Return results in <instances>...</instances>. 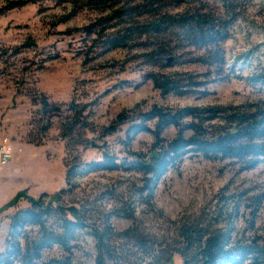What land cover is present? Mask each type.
Masks as SVG:
<instances>
[{"label": "trees", "instance_id": "obj_1", "mask_svg": "<svg viewBox=\"0 0 264 264\" xmlns=\"http://www.w3.org/2000/svg\"><path fill=\"white\" fill-rule=\"evenodd\" d=\"M81 1L101 14L80 29H74L93 36L91 47L104 51L138 50L135 57L150 67L141 73L138 82L123 79L114 87H137L148 80L162 95L203 97L208 94L207 85L228 78L223 71L226 64L223 42L249 0H212V4L220 6L219 10L201 0H196V4L187 0ZM28 2L9 0L0 6V15ZM175 7L180 10H170ZM33 45L34 41L27 39L8 54L15 55L21 48ZM168 57L170 61L166 63ZM185 63L204 66L205 70L200 73L160 70ZM247 79L264 84V75L252 74ZM32 101L37 106L35 112L41 130H46L51 118L57 117L59 136L66 148L81 146L99 151L98 159L88 161L73 155L70 164L66 163L65 184L75 175L89 172L131 170L140 175V184L129 187L127 198L131 196L136 203L147 207H151L156 181L167 170L176 169L185 156L228 160L239 172L264 165V98L253 103L226 105L153 103L145 110L135 104L122 109L108 125L97 130L88 119L90 110L85 109L86 103L73 99L57 103L44 95H33ZM123 125L126 127L124 137L119 139L122 153L119 156L108 149L103 138ZM167 126L175 129L171 138L161 135ZM87 131L95 132L100 143L94 137H87ZM138 132H147L152 139L144 149L133 150L129 143ZM185 132L189 134L186 136ZM226 189V186L220 188L197 213L166 219L167 227L159 236L139 227L133 209L112 191L107 193V198L115 203L97 224L86 219L82 207L63 205L57 196L55 201H44V192L34 198L18 191L10 203L23 196L28 205L7 217L0 264H86L87 259L90 264H170L173 252L180 256L181 264H264V236L238 234L234 226L241 209L246 211L247 229L253 228L264 187L256 192L243 189L228 193ZM110 216L130 219L131 223L115 230L108 222ZM87 237L94 240L93 256L81 245ZM52 249L57 253L44 255ZM77 251L84 260L79 259Z\"/></svg>", "mask_w": 264, "mask_h": 264}, {"label": "rangeland", "instance_id": "obj_2", "mask_svg": "<svg viewBox=\"0 0 264 264\" xmlns=\"http://www.w3.org/2000/svg\"><path fill=\"white\" fill-rule=\"evenodd\" d=\"M7 1L0 0V6ZM187 1L197 3L196 0ZM201 2L220 9L212 0ZM170 10L178 11L180 7ZM99 15L96 8L83 5L81 0H29L25 6L0 15V144L7 138L13 150L12 161L5 167H9V171L0 169V250L7 217L28 205L23 196L10 203L18 191L34 198L44 192V201H55L57 196L63 205L82 207L86 219L96 224L115 203L107 198V193L112 191L133 209L139 227L159 236L167 227L166 219L197 213L224 186L228 193L243 189L256 192L264 187L263 164L239 172L228 160L212 161L194 155L185 156L176 169L167 170L156 181L151 207L136 203L131 196L127 198L129 187L140 184V175L131 170L89 172L75 175L65 184L66 163L70 164L73 155L78 154L81 160L88 161L98 159L99 151L81 146L66 148L59 136L57 117H52L49 127L41 130L33 95H44L57 103H67L71 99L86 103L85 109L90 110L88 119L96 130L108 125L122 109L135 104L145 110L153 103L162 106L226 105L253 103L264 98V84L247 79L252 74L264 75V0L246 2L241 18L233 23L230 36L223 42L226 62L223 71L228 78L207 85L208 94L203 97L162 95L148 80L137 87H114L123 79L138 82L141 73L150 67L135 57L138 50L93 48L90 46L92 35L74 30ZM27 39L33 40L34 45L21 48L15 55L8 54ZM160 70L200 73L205 67L185 63ZM125 127L103 138L108 149L119 156L122 154L119 139L124 137ZM174 133L172 126L161 131L164 138H171ZM85 134L100 143L95 132ZM151 139L149 133L138 132L132 136L129 146L141 150ZM60 189L64 191L59 192ZM239 214L234 224L236 233L264 236V197L252 229H247L246 211L240 209ZM108 222L113 229L121 230L131 220L110 216ZM81 245L91 256L95 254L91 238L87 237ZM56 253L52 249L44 255ZM76 255L84 260L79 251ZM170 259V264H181L177 253L173 252ZM85 263L90 264V260Z\"/></svg>", "mask_w": 264, "mask_h": 264}, {"label": "built area", "instance_id": "obj_3", "mask_svg": "<svg viewBox=\"0 0 264 264\" xmlns=\"http://www.w3.org/2000/svg\"><path fill=\"white\" fill-rule=\"evenodd\" d=\"M4 138L0 144V166H6L12 158V147L10 143Z\"/></svg>", "mask_w": 264, "mask_h": 264}, {"label": "crops", "instance_id": "obj_4", "mask_svg": "<svg viewBox=\"0 0 264 264\" xmlns=\"http://www.w3.org/2000/svg\"><path fill=\"white\" fill-rule=\"evenodd\" d=\"M10 161H12V159H11ZM6 166H9V165H6ZM6 166H0V169L2 170V169H4ZM5 169H6L7 172L9 171V167H8V169H7V168H5Z\"/></svg>", "mask_w": 264, "mask_h": 264}, {"label": "water", "instance_id": "obj_5", "mask_svg": "<svg viewBox=\"0 0 264 264\" xmlns=\"http://www.w3.org/2000/svg\"><path fill=\"white\" fill-rule=\"evenodd\" d=\"M170 61V57L166 58V63H168Z\"/></svg>", "mask_w": 264, "mask_h": 264}]
</instances>
